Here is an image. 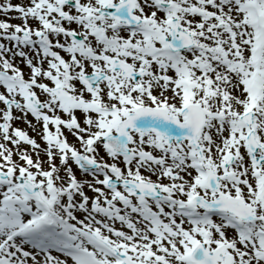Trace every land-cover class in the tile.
I'll return each mask as SVG.
<instances>
[{
  "label": "snow or ice",
  "instance_id": "1",
  "mask_svg": "<svg viewBox=\"0 0 264 264\" xmlns=\"http://www.w3.org/2000/svg\"><path fill=\"white\" fill-rule=\"evenodd\" d=\"M0 13V264H264V0Z\"/></svg>",
  "mask_w": 264,
  "mask_h": 264
},
{
  "label": "rangeland",
  "instance_id": "2",
  "mask_svg": "<svg viewBox=\"0 0 264 264\" xmlns=\"http://www.w3.org/2000/svg\"><path fill=\"white\" fill-rule=\"evenodd\" d=\"M11 2L15 5V4H24L22 1L20 0H11ZM17 17V14L16 13H9L7 16H5L3 13H1L0 15V19L2 20H7L8 22L10 23H13V24H20L21 21L19 19L16 18ZM17 63L20 64V66L24 69V71L27 73L28 69L19 61L17 60ZM14 115H20L18 112H14ZM29 119V118H28ZM30 120V119H29ZM32 121V120H31ZM32 123L35 125L36 122L35 121H32ZM14 126L15 127H19L21 129H24L28 132L29 136L32 137V138H35L37 140V142L39 144H41V147H44L43 145V142L42 140L40 139V136L38 134V131H39V125H37V131H33L32 128H30L26 123H24L23 121H16L14 123ZM67 134V133H66ZM68 138L70 141H72L74 138L68 134ZM75 142V140H74ZM21 149H27L29 151H31V148L30 146L28 145H21ZM41 157L46 159L45 157H43V153H41ZM35 159V156L33 157ZM76 175L78 177V179H91L90 177H85L83 176L81 173L79 172H76ZM88 193H91L92 196L94 195L92 192L88 191L87 188L85 189Z\"/></svg>",
  "mask_w": 264,
  "mask_h": 264
},
{
  "label": "bare ground",
  "instance_id": "3",
  "mask_svg": "<svg viewBox=\"0 0 264 264\" xmlns=\"http://www.w3.org/2000/svg\"><path fill=\"white\" fill-rule=\"evenodd\" d=\"M120 226V225H119ZM117 228H119L117 225H116ZM126 230V229H125Z\"/></svg>",
  "mask_w": 264,
  "mask_h": 264
}]
</instances>
